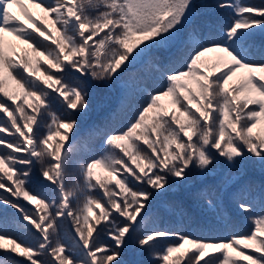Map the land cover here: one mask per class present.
<instances>
[{"label":"snow or ice","instance_id":"1","mask_svg":"<svg viewBox=\"0 0 264 264\" xmlns=\"http://www.w3.org/2000/svg\"><path fill=\"white\" fill-rule=\"evenodd\" d=\"M202 7L0 0V264H124L130 241L141 251L164 243L155 264H264V182L250 177L264 172V3H218L231 12L223 27L203 20ZM68 76L112 101L83 130L89 94ZM34 174L53 198L29 188ZM180 190L185 201L165 199ZM204 207L211 219L193 211ZM232 208L249 216L248 234L207 241L182 231L228 226Z\"/></svg>","mask_w":264,"mask_h":264},{"label":"trees","instance_id":"2","mask_svg":"<svg viewBox=\"0 0 264 264\" xmlns=\"http://www.w3.org/2000/svg\"><path fill=\"white\" fill-rule=\"evenodd\" d=\"M224 2V0H198V3H201L203 7L201 8V11L205 13V15L202 17L203 20L210 21L213 25H219L223 27L228 22V17L231 15V12L229 10H221L216 8L215 6L220 3ZM232 2H235V0H232ZM242 3L247 4H255L259 5L261 3H264V0H241ZM37 41L41 44H48L50 45V41H44L42 37H36ZM16 41L14 40L13 43ZM12 43V44H13ZM15 46L21 51L22 47L17 42ZM51 46V45H50ZM54 47V46H52ZM41 67H46V65L43 64L41 61ZM78 75V74H77ZM66 83H68L71 86H76L81 88L82 90H86L89 94V101H90V117L87 119H82L81 121V128L82 130L84 128H87L91 123L93 122H99L101 117L104 114L105 108L103 106L110 104L111 98L110 94L107 93L106 90H103L99 88L94 82L92 83H84L81 82V80L74 79L72 76L66 77ZM162 90L159 86L155 87L153 91H160ZM55 95V94H53ZM143 101H139L137 103V107L139 106V103H142ZM161 103H164L167 105V99L161 101ZM52 111L56 112L57 115L63 116V109L58 103L52 104ZM70 111V110H69ZM171 111V108H170ZM0 117H2V114H0ZM48 118L47 116L44 117V121L47 122ZM259 131V129L254 130ZM6 134H0V138H5ZM37 175V174H36ZM38 176V175H37ZM250 177L254 181L256 185L261 184L264 182V172H261V170L257 167L252 169L250 172ZM191 179L194 180V177H191ZM69 184V182L67 181ZM135 187H139L138 185H134ZM29 188L36 194H38L40 197L50 200L54 196V192L52 190V187L50 186H41L35 184V182L32 179V182L29 184ZM169 202H180L185 201L187 199V194L184 190L180 191H170L167 196L165 197ZM29 205L28 207H30ZM98 211V210H97ZM193 211H199L203 215L209 216L211 219V213L210 211L204 207L202 209H193ZM233 212V218L232 223L228 226H221L217 224V226H211L207 228H198V229H187L182 231H187L191 236L201 239V240H207V241H220L229 238L230 236H243L245 234H248L252 230V223L247 214H238L235 212V209L232 208ZM261 214V205L259 203L254 205V210L252 215L256 216ZM12 235H15L18 240L22 241L25 244L29 245H35L37 243L36 237L32 235L31 233L22 232V231H12ZM100 242L104 243H110V241L107 238L106 233H102L100 238ZM68 244H72L73 241L67 240L65 241ZM174 241H169V243H172ZM5 247H10L9 245H5ZM165 247L164 243H160L156 245L154 249H150L148 251H141L139 250L138 246L135 244H131V254L126 252V248L122 252L121 259L123 260L124 264H155V261L151 258L152 252H160ZM245 252H250V249H245ZM218 254V253H217ZM16 259H20V257H16L15 254H12ZM255 255V254H254ZM183 264V262H181ZM240 264H245L244 261H241Z\"/></svg>","mask_w":264,"mask_h":264},{"label":"rangeland","instance_id":"3","mask_svg":"<svg viewBox=\"0 0 264 264\" xmlns=\"http://www.w3.org/2000/svg\"><path fill=\"white\" fill-rule=\"evenodd\" d=\"M25 7L31 12V14L33 15L34 18H36V17H38L40 15L39 9H36V8L31 7V4L25 2ZM13 12L18 15V12H17L16 9H13ZM20 19L23 20V17H20ZM6 40L9 43H11V44L14 41L11 37H6ZM15 44H16V42L13 43L12 45L15 48L16 52L19 53L20 50L15 46ZM205 61L209 65V67H211V65L213 63H215L214 54H211V53L208 54V56L205 58ZM91 110H92V108H91ZM168 110L170 111V108H168ZM90 111H89V115H90ZM89 115H88V118L90 117ZM33 181L37 185H41V186H45V187H47V186L52 187L48 182H41V179L36 174L33 175ZM68 182H69V185H70L71 184V176L68 178ZM0 191H2V190H0ZM30 207H33L34 208V206H32V205ZM131 244H132V242L130 241L129 244H128V247H126V252H128L130 254H131V252H130L131 251ZM185 247L187 248V245Z\"/></svg>","mask_w":264,"mask_h":264}]
</instances>
